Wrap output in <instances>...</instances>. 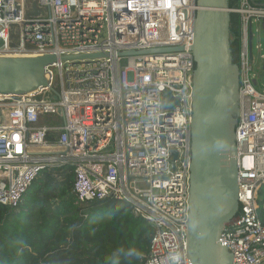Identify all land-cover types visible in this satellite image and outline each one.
I'll list each match as a JSON object with an SVG mask.
<instances>
[{
  "label": "built area",
  "instance_id": "1",
  "mask_svg": "<svg viewBox=\"0 0 264 264\" xmlns=\"http://www.w3.org/2000/svg\"><path fill=\"white\" fill-rule=\"evenodd\" d=\"M195 2L0 0V57L56 58L44 68L46 85L0 94L1 205L16 207L45 167L73 166L77 202L120 199L151 224L141 264H188ZM237 15L235 137L243 207L224 224L219 242L232 253L231 264H264L257 204L264 184V92L254 86L251 55L252 24L262 28L264 0H237ZM166 91L178 100L173 109L162 106ZM48 115L60 123L40 124Z\"/></svg>",
  "mask_w": 264,
  "mask_h": 264
},
{
  "label": "water",
  "instance_id": "2",
  "mask_svg": "<svg viewBox=\"0 0 264 264\" xmlns=\"http://www.w3.org/2000/svg\"><path fill=\"white\" fill-rule=\"evenodd\" d=\"M228 0H196L191 86L188 188V264H231L232 253L219 242L224 224L241 210L237 200L235 125L239 113L238 65L230 49ZM264 31V22L262 24ZM173 48L125 51L121 55L159 54ZM93 55L62 56L61 59ZM54 55L0 57V94H23L47 84L44 68ZM264 70V63H263ZM164 109L178 100L165 92ZM55 99L56 96H53ZM174 157L177 152L172 150Z\"/></svg>",
  "mask_w": 264,
  "mask_h": 264
},
{
  "label": "trees",
  "instance_id": "3",
  "mask_svg": "<svg viewBox=\"0 0 264 264\" xmlns=\"http://www.w3.org/2000/svg\"><path fill=\"white\" fill-rule=\"evenodd\" d=\"M231 8L237 0H228ZM230 49L238 65L239 17L230 12ZM73 166L45 167L13 208L0 204V264H141L153 227L114 198L77 202ZM264 223V184L258 190Z\"/></svg>",
  "mask_w": 264,
  "mask_h": 264
},
{
  "label": "rangeland",
  "instance_id": "4",
  "mask_svg": "<svg viewBox=\"0 0 264 264\" xmlns=\"http://www.w3.org/2000/svg\"><path fill=\"white\" fill-rule=\"evenodd\" d=\"M252 49H251V55H252V75L253 79L255 80V88L260 91L264 92V70H263V63L264 61L260 58V54L264 53V31L261 28L259 23H253L252 24ZM260 44V47L257 45ZM133 77V74L131 72L128 73V79L131 81ZM60 123V118L54 116V115H48L47 117L43 118L40 121V124H51ZM0 177H4V170L0 171ZM139 187H146V184L143 182H140ZM125 207H129L128 203H125Z\"/></svg>",
  "mask_w": 264,
  "mask_h": 264
}]
</instances>
